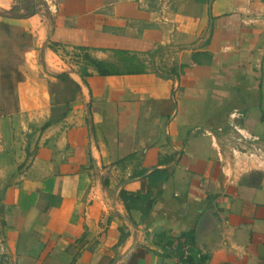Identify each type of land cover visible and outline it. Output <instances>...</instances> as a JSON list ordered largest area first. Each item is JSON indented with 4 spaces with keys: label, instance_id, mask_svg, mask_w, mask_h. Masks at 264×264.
<instances>
[{
    "label": "crops",
    "instance_id": "0c3cea01",
    "mask_svg": "<svg viewBox=\"0 0 264 264\" xmlns=\"http://www.w3.org/2000/svg\"><path fill=\"white\" fill-rule=\"evenodd\" d=\"M263 79L264 0H0V264H264Z\"/></svg>",
    "mask_w": 264,
    "mask_h": 264
},
{
    "label": "trees",
    "instance_id": "16d2710c",
    "mask_svg": "<svg viewBox=\"0 0 264 264\" xmlns=\"http://www.w3.org/2000/svg\"><path fill=\"white\" fill-rule=\"evenodd\" d=\"M81 51L83 50L81 49ZM116 52H119L120 54H122L121 52L125 53L124 51ZM79 58H81V61L82 63H84L85 67H91L100 76H110L118 74H139L144 72L143 69H137V67H135V65L133 64V58L129 57L128 55L119 56V62L121 63V65H123L121 69L116 64L93 59L87 53H83L82 55H80ZM83 75H87V73L84 71ZM167 179L168 176L166 170H156L152 172L148 176L149 189L153 186H156L160 182L167 181ZM119 196L123 201H138L140 204L142 201L147 200V198L149 197L148 193L146 197L141 198L135 194L126 192H120ZM174 245L177 249L178 262H180V264H189L193 262L192 258L189 256L183 259L184 252L190 253L192 250H196L195 237L193 234H182L180 237L174 240ZM184 248L186 250H184Z\"/></svg>",
    "mask_w": 264,
    "mask_h": 264
},
{
    "label": "water",
    "instance_id": "95a60500",
    "mask_svg": "<svg viewBox=\"0 0 264 264\" xmlns=\"http://www.w3.org/2000/svg\"><path fill=\"white\" fill-rule=\"evenodd\" d=\"M16 10H20L17 8ZM34 13V12H33ZM262 109L264 111V79L262 82ZM214 208L208 209L200 218L195 230V244L199 250H202L203 244L211 239L217 230V221L213 216ZM132 247H130L131 249ZM129 249V250H130ZM128 250V251H129ZM127 251V252H128Z\"/></svg>",
    "mask_w": 264,
    "mask_h": 264
},
{
    "label": "built area",
    "instance_id": "2783aa9c",
    "mask_svg": "<svg viewBox=\"0 0 264 264\" xmlns=\"http://www.w3.org/2000/svg\"><path fill=\"white\" fill-rule=\"evenodd\" d=\"M189 264H200V263H198V262H192V263H189Z\"/></svg>",
    "mask_w": 264,
    "mask_h": 264
},
{
    "label": "rangeland",
    "instance_id": "374dc122",
    "mask_svg": "<svg viewBox=\"0 0 264 264\" xmlns=\"http://www.w3.org/2000/svg\"><path fill=\"white\" fill-rule=\"evenodd\" d=\"M74 61H76V60H74ZM254 112H255V111H254ZM256 114H258L257 111L255 112V115H256ZM253 116H254V114H253ZM167 176L169 177L168 173H167Z\"/></svg>",
    "mask_w": 264,
    "mask_h": 264
}]
</instances>
